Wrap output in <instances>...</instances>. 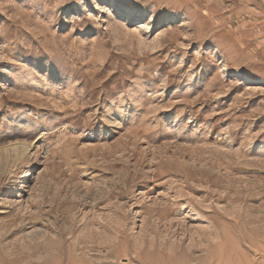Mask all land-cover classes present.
<instances>
[{
  "label": "rangeland",
  "instance_id": "obj_1",
  "mask_svg": "<svg viewBox=\"0 0 264 264\" xmlns=\"http://www.w3.org/2000/svg\"><path fill=\"white\" fill-rule=\"evenodd\" d=\"M240 1L0 0V264H264Z\"/></svg>",
  "mask_w": 264,
  "mask_h": 264
},
{
  "label": "crops",
  "instance_id": "obj_2",
  "mask_svg": "<svg viewBox=\"0 0 264 264\" xmlns=\"http://www.w3.org/2000/svg\"><path fill=\"white\" fill-rule=\"evenodd\" d=\"M227 1H230V0H227ZM232 1L236 3L237 1L239 2L240 0H232ZM254 1L257 2V0H254ZM240 2H241V3H244L245 1H244V0H241ZM228 3H229V2H227V3H226V2H221V0H220V2H219V6H218L220 9L218 10V12H219L220 10H223L224 7L229 6L230 3H229V4H228ZM222 8H223V9H222Z\"/></svg>",
  "mask_w": 264,
  "mask_h": 264
}]
</instances>
